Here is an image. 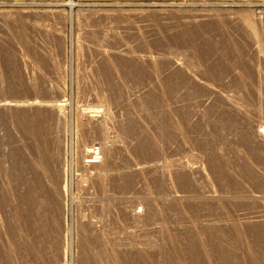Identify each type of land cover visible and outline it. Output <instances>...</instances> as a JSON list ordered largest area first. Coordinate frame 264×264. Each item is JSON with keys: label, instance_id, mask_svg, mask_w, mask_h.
I'll use <instances>...</instances> for the list:
<instances>
[{"label": "rangeland", "instance_id": "1", "mask_svg": "<svg viewBox=\"0 0 264 264\" xmlns=\"http://www.w3.org/2000/svg\"><path fill=\"white\" fill-rule=\"evenodd\" d=\"M0 264H264V0H0Z\"/></svg>", "mask_w": 264, "mask_h": 264}, {"label": "bare ground", "instance_id": "2", "mask_svg": "<svg viewBox=\"0 0 264 264\" xmlns=\"http://www.w3.org/2000/svg\"><path fill=\"white\" fill-rule=\"evenodd\" d=\"M61 103H63V102H61ZM88 153L90 154L92 159L84 161L85 162V166L92 165L94 162H100L99 160H100L101 157L98 155V153H99L98 149H96V148H94L92 146L91 148H89Z\"/></svg>", "mask_w": 264, "mask_h": 264}, {"label": "crops", "instance_id": "3", "mask_svg": "<svg viewBox=\"0 0 264 264\" xmlns=\"http://www.w3.org/2000/svg\"><path fill=\"white\" fill-rule=\"evenodd\" d=\"M87 166H91V165H87Z\"/></svg>", "mask_w": 264, "mask_h": 264}]
</instances>
